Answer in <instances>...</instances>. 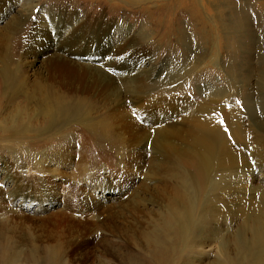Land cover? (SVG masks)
Instances as JSON below:
<instances>
[{
	"label": "rangeland",
	"instance_id": "1",
	"mask_svg": "<svg viewBox=\"0 0 264 264\" xmlns=\"http://www.w3.org/2000/svg\"><path fill=\"white\" fill-rule=\"evenodd\" d=\"M6 69L115 136L0 90V264H264V0H0Z\"/></svg>",
	"mask_w": 264,
	"mask_h": 264
},
{
	"label": "bare ground",
	"instance_id": "2",
	"mask_svg": "<svg viewBox=\"0 0 264 264\" xmlns=\"http://www.w3.org/2000/svg\"><path fill=\"white\" fill-rule=\"evenodd\" d=\"M12 74L13 73L10 69H6L5 75L0 80L1 81L0 82V90L7 89L9 92H11L10 99H9L10 103L14 102L15 99H17L18 97H21V96H24V98L29 102H30V100L34 99L35 103H38L37 104L38 108L33 114V115H35V118H33V122L35 124V122L38 119L40 120V122H39V125L35 124V127L38 129H35V128L31 129L30 128L31 125L29 126L30 118H27V120L25 121L26 125L24 124V126L21 127L20 126V124L22 123V121L20 119L21 114L19 113V115H17V116L15 114L16 117L13 115L14 118L11 119L10 121H8V123L11 124V127L9 128L8 132H7V130L6 131L3 130L5 137H6L7 133L9 135V137H11L12 139H19V138L21 139V138H27L28 135L30 134V132H32V131H35L37 134H40L41 132H47V131L57 132V130L65 127L66 125H69V123L71 122L69 119L73 118L72 114H76V115H74V118L76 116V118H77L76 122H78V124L81 126L87 127L88 129H91L93 127H99L100 131L104 134L102 137L103 139H105V137L112 138L113 135L115 136L114 132H107V131L105 132L103 129V124H102L103 121H105V120L108 121L109 118L113 117V115L107 114V116H105L103 119L97 121V119L95 120V118L90 116V113H89L90 117H87L85 114L78 112L79 107L77 109V108H72L70 106H67L60 101L52 99L50 97L51 95L43 93L40 89H35L31 92L28 91L29 93H27V91L24 90L25 91L24 92L23 88H22V87H24V83L21 80H19L17 77L13 76ZM25 108H27V107H25ZM74 111H77V112H74ZM83 115H85V116H83ZM117 119H118V117L115 116V114H114L113 123ZM113 123L110 124L111 127L113 126ZM68 131L71 132V129H69ZM198 132H199V134L197 133V140L195 141V143L197 142V144H196L197 148L196 149L202 150V152L201 153L196 152L197 153L196 154V159H197L196 163L202 162V166L201 167L195 166V171H196V176H197L196 180H197L199 187H200L199 189H203V187L208 183L206 172L208 173L209 170H207V169L210 166V164L212 163V162H209V160L216 158V157H214V154L216 151L214 150L213 144L215 145V142L217 139L212 137L211 140H204V135L206 134V132H202L201 130H199ZM66 133H68V132H66ZM208 146H209L210 150L208 149ZM213 151H215V152H213ZM183 196L184 195L178 196L177 200L175 202H178L179 204L183 203L184 202ZM172 206H174V205H172ZM183 209H186V206L183 207Z\"/></svg>",
	"mask_w": 264,
	"mask_h": 264
},
{
	"label": "snow or ice",
	"instance_id": "3",
	"mask_svg": "<svg viewBox=\"0 0 264 264\" xmlns=\"http://www.w3.org/2000/svg\"><path fill=\"white\" fill-rule=\"evenodd\" d=\"M0 187H2V186H0Z\"/></svg>",
	"mask_w": 264,
	"mask_h": 264
}]
</instances>
